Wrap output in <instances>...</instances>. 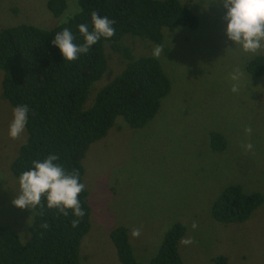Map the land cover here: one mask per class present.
<instances>
[{
	"label": "rangeland",
	"instance_id": "obj_1",
	"mask_svg": "<svg viewBox=\"0 0 264 264\" xmlns=\"http://www.w3.org/2000/svg\"><path fill=\"white\" fill-rule=\"evenodd\" d=\"M180 1L199 17L196 28L164 27L160 44L130 34L120 40L135 57L154 56L160 46L161 55L154 57L171 88L147 124L132 128L117 117L87 149L83 182L90 229L81 240L79 264H120L110 238L118 225L127 228L136 258L146 262L174 222L186 227L179 241L184 264H214L217 255H225L229 264H264V200L243 222L223 223L211 214L212 203L231 184L264 198V73L247 69L251 58L264 56V48L245 52L227 39L221 0ZM46 3L0 0V28L19 23L51 28L74 11L68 0L65 11L54 17ZM106 43L107 67L92 84L88 102L125 65L122 54ZM1 81L2 71L0 224L26 240L33 212L13 205L19 179L10 171L26 132L15 139L8 134L14 107L2 98ZM213 131L226 138L224 149H212Z\"/></svg>",
	"mask_w": 264,
	"mask_h": 264
},
{
	"label": "trees",
	"instance_id": "obj_2",
	"mask_svg": "<svg viewBox=\"0 0 264 264\" xmlns=\"http://www.w3.org/2000/svg\"><path fill=\"white\" fill-rule=\"evenodd\" d=\"M74 11L51 28L29 23L0 28L1 96L14 108L27 105L26 136L10 164L11 173L20 174L49 154L59 156L67 172H76L83 182V158L89 146L104 137L117 117L132 128L147 124L160 108L161 100L170 91V80L161 62L154 56H133L120 44L123 35L140 36L156 44L163 41V28L186 25L196 28L199 17L180 0H72ZM47 8L58 17L68 0H47ZM114 20L115 34L101 38L87 53L67 61L51 41L64 28L74 35V43L83 44L78 25L91 30V13ZM125 59L123 69L100 87L92 102L88 96L92 84L107 67L105 43ZM106 43V44H107ZM254 75L264 73V56L259 54L247 63ZM90 103V104H89ZM214 150L227 145L217 131L210 133ZM83 215L76 217L69 210L64 215L49 209L42 197L32 209L28 239L7 224H0V264H79L80 245L90 229L91 208L86 187L79 194ZM260 192H247L239 184L226 186L211 206L213 218L219 222H243L263 202ZM78 220L73 226L72 221ZM186 227L174 222L165 232L156 253L146 262L139 261L124 225L110 232L120 264H184L179 241ZM214 264H229L225 255L213 257Z\"/></svg>",
	"mask_w": 264,
	"mask_h": 264
},
{
	"label": "clouds",
	"instance_id": "obj_3",
	"mask_svg": "<svg viewBox=\"0 0 264 264\" xmlns=\"http://www.w3.org/2000/svg\"><path fill=\"white\" fill-rule=\"evenodd\" d=\"M221 2L225 9L222 19L225 22L224 32L227 39L245 52L254 53L264 48V0ZM114 23L108 16L94 11L91 13V30L87 24L78 25L84 38L83 44L74 43V35L68 28L56 33L51 43L59 49L63 60L73 61L81 53H87L101 38L112 37L115 34ZM162 51L163 49L157 46L153 49V55L160 56ZM232 79H237V76L233 75ZM232 91L237 92V86L234 85ZM28 113L27 105H17L14 108L8 133L13 139L24 131ZM58 161L59 156L56 154H49L42 160H33L32 166L19 176V191L15 193L13 205L21 209H33L41 204L43 197L49 209L55 208L64 215H68L71 210L72 215L82 216L79 194L85 185L78 173L67 172ZM72 223L75 226L78 220H73ZM133 234L139 235L138 230Z\"/></svg>",
	"mask_w": 264,
	"mask_h": 264
}]
</instances>
